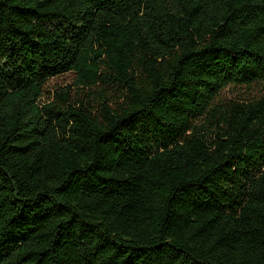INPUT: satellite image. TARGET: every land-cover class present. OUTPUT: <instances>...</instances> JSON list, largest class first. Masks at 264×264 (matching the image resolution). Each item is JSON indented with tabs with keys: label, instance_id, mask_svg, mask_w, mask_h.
Segmentation results:
<instances>
[{
	"label": "trees",
	"instance_id": "obj_1",
	"mask_svg": "<svg viewBox=\"0 0 264 264\" xmlns=\"http://www.w3.org/2000/svg\"><path fill=\"white\" fill-rule=\"evenodd\" d=\"M0 264H264V0H0Z\"/></svg>",
	"mask_w": 264,
	"mask_h": 264
},
{
	"label": "rangeland",
	"instance_id": "obj_2",
	"mask_svg": "<svg viewBox=\"0 0 264 264\" xmlns=\"http://www.w3.org/2000/svg\"><path fill=\"white\" fill-rule=\"evenodd\" d=\"M66 79H67V77L64 78V80H66ZM60 81H62V80L52 81V82H51V85L54 84V83H59Z\"/></svg>",
	"mask_w": 264,
	"mask_h": 264
}]
</instances>
